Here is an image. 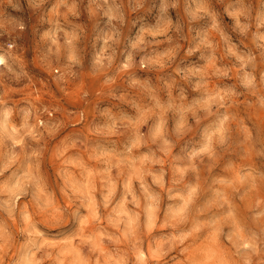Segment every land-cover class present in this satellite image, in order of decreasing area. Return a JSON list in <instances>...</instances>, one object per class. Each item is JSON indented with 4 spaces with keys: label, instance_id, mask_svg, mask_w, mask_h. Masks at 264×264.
Returning a JSON list of instances; mask_svg holds the SVG:
<instances>
[{
    "label": "clouds",
    "instance_id": "1",
    "mask_svg": "<svg viewBox=\"0 0 264 264\" xmlns=\"http://www.w3.org/2000/svg\"><path fill=\"white\" fill-rule=\"evenodd\" d=\"M0 264H264V0H0Z\"/></svg>",
    "mask_w": 264,
    "mask_h": 264
}]
</instances>
